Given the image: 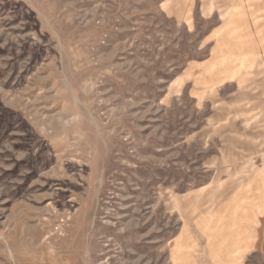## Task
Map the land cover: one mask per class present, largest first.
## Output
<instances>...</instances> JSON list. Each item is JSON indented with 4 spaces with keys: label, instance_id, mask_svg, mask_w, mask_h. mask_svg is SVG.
Here are the masks:
<instances>
[{
    "label": "rangeland",
    "instance_id": "rangeland-1",
    "mask_svg": "<svg viewBox=\"0 0 264 264\" xmlns=\"http://www.w3.org/2000/svg\"><path fill=\"white\" fill-rule=\"evenodd\" d=\"M0 264H264V0H0Z\"/></svg>",
    "mask_w": 264,
    "mask_h": 264
}]
</instances>
